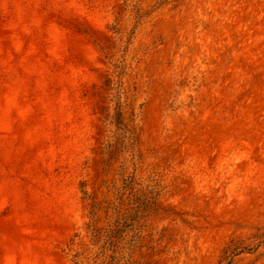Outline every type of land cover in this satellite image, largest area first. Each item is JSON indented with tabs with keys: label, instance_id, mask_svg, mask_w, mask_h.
<instances>
[{
	"label": "rangeland",
	"instance_id": "rangeland-1",
	"mask_svg": "<svg viewBox=\"0 0 264 264\" xmlns=\"http://www.w3.org/2000/svg\"><path fill=\"white\" fill-rule=\"evenodd\" d=\"M264 0H0V264H264Z\"/></svg>",
	"mask_w": 264,
	"mask_h": 264
},
{
	"label": "trees",
	"instance_id": "trees-1",
	"mask_svg": "<svg viewBox=\"0 0 264 264\" xmlns=\"http://www.w3.org/2000/svg\"><path fill=\"white\" fill-rule=\"evenodd\" d=\"M264 243V242H263Z\"/></svg>",
	"mask_w": 264,
	"mask_h": 264
}]
</instances>
